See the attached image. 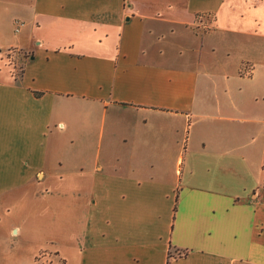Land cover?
Masks as SVG:
<instances>
[{
	"label": "crops",
	"instance_id": "0c3cea01",
	"mask_svg": "<svg viewBox=\"0 0 264 264\" xmlns=\"http://www.w3.org/2000/svg\"><path fill=\"white\" fill-rule=\"evenodd\" d=\"M0 13L27 28L0 54V198L58 178L83 232L64 264H264V0Z\"/></svg>",
	"mask_w": 264,
	"mask_h": 264
},
{
	"label": "rangeland",
	"instance_id": "374dc122",
	"mask_svg": "<svg viewBox=\"0 0 264 264\" xmlns=\"http://www.w3.org/2000/svg\"><path fill=\"white\" fill-rule=\"evenodd\" d=\"M21 8V6L19 7ZM12 15V14H11ZM11 15L4 16L0 13V40L3 43V55H6V47L9 44H16L27 33V28H23V19L12 22ZM11 17V18H6ZM20 24V25H18ZM5 36L8 37L7 41ZM5 41V43H4ZM37 43V42H36ZM12 51L10 55H16ZM8 61L6 58L3 60ZM22 67H19L20 73ZM82 123L72 125L71 134L60 133L54 130L52 139L61 140L58 150L52 158V171L57 172L59 157L71 159L74 154L75 145L71 143V138L81 134ZM98 135L97 133H95ZM89 149V148H88ZM72 160V159H71ZM69 165H74L72 160ZM49 183L36 184L33 191H20L18 194H8L0 198V264H64L59 254L54 250L74 253L77 251V239L81 238L83 232L78 229V225L73 222V218H65V215L74 214V205H65L61 194L63 193L58 178L51 177ZM51 187V189H50ZM17 232L14 235V232ZM185 253H177L183 256ZM172 256L177 257L171 253Z\"/></svg>",
	"mask_w": 264,
	"mask_h": 264
},
{
	"label": "trees",
	"instance_id": "16d2710c",
	"mask_svg": "<svg viewBox=\"0 0 264 264\" xmlns=\"http://www.w3.org/2000/svg\"><path fill=\"white\" fill-rule=\"evenodd\" d=\"M39 93H36V95H38Z\"/></svg>",
	"mask_w": 264,
	"mask_h": 264
}]
</instances>
